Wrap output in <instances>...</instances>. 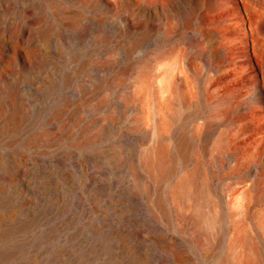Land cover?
Here are the masks:
<instances>
[{
    "label": "rangeland",
    "instance_id": "374dc122",
    "mask_svg": "<svg viewBox=\"0 0 264 264\" xmlns=\"http://www.w3.org/2000/svg\"><path fill=\"white\" fill-rule=\"evenodd\" d=\"M8 2L9 8L0 7L2 9L0 26H12L20 17L19 14L24 15V12L26 15L28 13L30 21L34 22L37 20L36 13L41 12V9L46 11V16L53 13L62 17L61 21L54 22L53 25L54 34H57V28L60 27L58 32L61 30L59 33H62L60 35L63 37L60 38L57 34L55 38L53 34L55 39L53 38L54 41L52 39V44L38 46L53 55L56 54L54 51H57L56 57L60 59L65 57L62 59L64 61L62 64L60 59V64L55 57L53 59L56 62L52 66L57 63L58 66L63 65V68L60 67L63 69L60 70L62 72H59V67L55 65L56 67H52L54 75L50 70L51 74H49L46 65L43 67L45 69L34 70L40 73L35 74L34 71L26 73L32 75H28L27 78L37 83L35 86L43 88L45 106L42 115L48 114L51 107L54 109L62 103L58 101L66 98L61 94L59 95L63 99L58 98L57 89L55 90L58 92L49 91L48 87L52 83L49 80H52L53 76L57 78L55 73L59 72L58 74L63 75L61 80L59 78L61 76L58 75L59 81L63 79V82L67 81L66 84L70 86L69 81L71 84L75 76L70 89L74 90L77 87L75 90L79 93L81 91L78 95L81 98H83L81 94L84 95V103H86L80 126H84L87 120L92 119L96 120V128L102 125L105 127L104 124L108 122L112 125L108 129L105 128L106 131L101 134L103 136L97 139V147H91L94 161L101 171L107 173L110 171V159L112 160L115 155L114 146L111 141L109 142L108 137L112 136L111 134L116 136L122 131L133 133L136 147L132 149L140 154L157 140L154 132L152 133L148 128L147 116L153 113L155 103L167 101L169 111L172 109L176 111L177 119L172 122L170 136L163 137L160 143L169 148L173 154L177 142L185 138L196 149L188 152L187 161H176L178 170L170 181H175L186 171L191 170L196 164V158L202 159L207 167L213 197L221 215L220 224L212 235L209 260L211 259L212 262L213 257L217 259L219 255L222 260L232 239L244 227H247L259 245L264 247V44L261 54L255 55L252 49V35L255 31L251 30L255 28L254 26L264 23V0H201V4L194 9V0H8ZM244 2L249 5L248 12L251 16H248L242 8ZM77 11L87 16L91 23L85 35L88 38L80 48H78L80 44L72 46L75 44L73 41L69 42L72 43L70 47L63 39L66 33V36L75 33L66 25L65 15ZM201 33L205 35L200 36ZM96 35L98 37L100 35L101 41H98L97 45ZM259 36L264 40V35ZM134 38L141 39L137 47H132L130 43ZM83 47L84 49L81 50ZM74 51L80 54L78 56H82L79 57L81 59ZM73 56L78 58V61L76 60L78 63L74 60L68 61ZM81 60H87L86 69H83L85 66L82 67L84 64L81 65L83 63ZM72 62L76 66H73ZM67 63L72 64V68L71 65L69 66L70 70ZM64 64H67V68ZM79 66L82 70L79 68L78 73ZM67 70L69 74L73 72L71 74L74 76L69 75ZM120 72L125 77L117 84L113 82V78ZM44 73H46L45 77ZM142 74L145 77H142ZM146 77L150 86L148 93L145 94L142 85ZM42 79L46 81L42 82ZM169 84H172L171 91L168 89ZM72 99L67 96L65 100L71 102ZM146 99H150L151 102H147ZM65 100L63 101L66 102ZM185 101L187 102L183 103ZM54 103L59 105L55 106ZM137 118L144 121L138 129L133 127ZM38 127L40 124L35 126ZM33 151L28 152L31 154ZM69 152L74 156L77 155V159H80L79 155H82V160L85 159L83 152L82 154L77 151V154L75 151V153ZM76 161L79 167L85 164V161ZM120 169L125 168L121 166ZM119 174L121 175V173L115 175L116 191L120 189L119 192L123 196H129L131 192L128 190L129 177L122 174L121 178ZM35 180L40 179L37 177ZM170 181L153 182V189L155 195L159 194L165 199L171 213L169 214L174 216L175 203L168 197ZM31 186L37 187L36 190L42 194V185L32 182ZM162 186L163 188L159 190ZM85 188L81 174H74L69 186L59 189L65 192L67 200L63 197L61 201L55 202L57 204L47 203L54 217L56 216L62 223L65 221L63 232L49 241L48 252L45 255L39 257L35 252L25 251V257L20 259L21 263H74L68 257H63L62 250L66 248L74 250V247L87 240V226H82L85 220L77 215L72 206L76 197L83 196L89 201ZM47 190L44 191V195ZM30 196L28 194L27 197ZM106 202L107 199L101 200L97 212L90 217L91 222H97L101 214L111 215L112 212L117 211H119L117 214H121L122 210L124 211L123 203H116L109 211V203L106 205L108 208L103 205ZM63 204L64 210H62ZM33 211L32 209V214L35 213ZM183 215L190 219L194 213L191 209H186ZM177 227L180 226L174 224L170 229L188 239L195 234L189 223L182 229ZM112 245L116 246L115 243ZM198 245L203 249V242H198ZM53 255L58 256L53 257ZM98 259L99 257H94L92 264H101Z\"/></svg>",
    "mask_w": 264,
    "mask_h": 264
},
{
    "label": "bare ground",
    "instance_id": "6f19581e",
    "mask_svg": "<svg viewBox=\"0 0 264 264\" xmlns=\"http://www.w3.org/2000/svg\"><path fill=\"white\" fill-rule=\"evenodd\" d=\"M194 1L193 9L201 4V0ZM8 3V0H0V7L9 8ZM242 8L248 13V16H251L247 3H242ZM40 11V14L36 13L39 14V17L37 18L36 15L35 19L37 20L34 22L30 21L28 13L26 15L24 12V15L19 14L20 17L12 26H0V264H35L34 262H20V259L25 257V251L35 252L39 257L48 252L49 241L62 234L65 221L62 223L56 216L54 217L49 211L50 207L47 206V203L57 204L55 202L61 201L63 197L67 200L65 192L59 191V189L69 186L74 174H81V178L84 179L89 201L80 196L75 198L72 205L77 215L79 214L85 220L82 226H87L88 229L85 243L83 240V244L74 247V250L67 248L62 250L63 257H68L74 262L73 264H92L94 257H99L98 261L101 264H264V247L259 245L254 235L244 226L232 239L222 260L221 255L217 259L212 256V262L211 259L209 260L212 235L220 224L221 215L217 209L215 197H213L207 167L202 159L196 158V164L191 170L186 171L175 181H170L178 170L176 161H187L188 152L191 149L196 151V149L185 138L177 142L173 154L169 148L160 143L163 137L170 136L172 122L177 115L176 111H172L173 109L169 111L167 101L155 103L153 113L147 116L148 128L152 133L154 132L157 140H154L155 143L140 154L135 153L136 151L134 152L132 149V147H136L133 133L122 131L116 136L111 134L112 136L108 137L109 142L111 141L114 146L115 155L112 160L110 159V171L107 173L101 171L94 161L92 148L97 147V139L103 136L101 134L106 131L105 128L108 129L112 126L111 122L107 121L108 123L104 124L105 127L102 125L96 128V120L92 119L87 120L84 126H80L83 121L82 113L86 108L84 95L81 94L83 96L81 98L78 95L79 91L75 90V88L77 89L75 86H73L74 90L70 89L74 83L73 80H75V76L71 74L73 72L70 73L74 76V79L71 76L73 80L71 84L69 81L70 86L67 85V81V84L65 80L63 82V79L59 81L63 75L58 73L62 72L60 70H63V65L58 66V63L55 65L57 68L59 67V72L55 74H57V78L58 75L61 77L57 79L56 76H53L52 80H49L52 82L48 87L49 91H59L58 95H64L66 98L69 96L73 98V101H66L65 97L63 99L59 95L58 98L62 97L66 102L60 100L58 101L62 102L60 105L54 103L55 106L56 104L59 106L54 109L53 107L49 108L51 111L42 115L45 106L43 88L35 86L37 83L35 84L27 78L31 74L27 75L26 73L34 71L36 68L40 71L47 65V72L51 74L49 70L52 71L55 66L52 65L56 62L53 61L54 57L59 62L60 58L56 57L57 51H54L56 54L53 55L38 46H48L51 43L55 35L53 24L61 21L62 17L53 13V15L46 16V11L44 12L42 9ZM65 16L66 25L75 31L73 35L71 33L69 36L64 33L63 39L68 41L65 43L71 47L72 43L69 42L73 41L75 44L72 46L80 44L78 48L82 47L81 44H84L85 39L88 38L85 35L91 26L90 20L79 11L66 13ZM254 27V29L251 28L252 31H255V34L252 35V49L258 56L261 54L264 44V40L259 36L264 35V23ZM58 28L57 34L62 38V33H59L61 30L58 32ZM90 33L91 31L88 34ZM57 34L55 38H57ZM96 36L95 39L98 38L95 42L97 45L101 41L100 35ZM140 40V38H134L130 42L132 47H137ZM83 49L84 47L81 50ZM77 51L74 52L78 53ZM75 53L73 54L75 55ZM78 55L80 54L78 53ZM75 57L73 56L74 59L66 58L68 61H78V58L82 56ZM62 59H60L61 64L64 63ZM77 61L76 63H78ZM81 61L83 62L81 65L84 64L82 67L85 66L83 69H86L88 67L85 65L87 60ZM67 64L68 68L70 65L72 68V64ZM67 64H64L65 67ZM80 66L74 67L77 68L78 73ZM60 67L62 68L60 69ZM81 68L80 70H82ZM58 69L56 70L58 71ZM64 71L66 70L64 69ZM45 75L46 73H44V77ZM143 76L144 74H142ZM124 77L125 75L123 76V73L121 75L120 72L113 78V82L118 84ZM144 79L142 89L146 94L150 84L147 77ZM45 81L42 79V82ZM168 87L170 90L172 84H169ZM54 91L52 93L55 94ZM147 97L149 98L148 95ZM58 98L56 97V99ZM146 100L151 102L150 99ZM49 103L51 102L47 104ZM143 122L137 118L133 127L138 129L143 125ZM39 124L40 127L35 128ZM30 150L34 151L29 154ZM69 151H77L81 154L83 152L85 159H81L82 155H79L80 159H77V155L75 157ZM76 160L85 161V164L79 167ZM121 166L125 169H120ZM39 173L41 175L38 176ZM116 173L128 175L130 183L128 190L131 191L129 196H123L119 192L120 189L116 191ZM121 175L119 177L122 178ZM37 177L40 180H35ZM156 181L164 183L170 181L168 197L175 203L174 216L170 215L165 199L158 192V195H155L153 182ZM32 182L42 185V194L36 190L37 187L32 188ZM162 188L163 186L159 190ZM46 189L49 191L47 190L44 195ZM27 193L31 196L27 197ZM103 199H107L108 202L103 205L106 206L109 203V208L106 206L109 211L118 202L123 203L124 211L119 207L122 210L121 214H117L119 211L109 212L111 215L101 214L99 220L95 221L96 223L92 221V223L90 217L97 212V206ZM32 209L35 211V213L33 211L34 214L31 212ZM186 209L193 211L192 218L188 219L183 215V211ZM62 210H64V204ZM75 218L77 217L75 216ZM187 223L192 225L195 232L191 238L192 241L170 229L174 224L180 226L177 229H182ZM260 224L262 225V223ZM113 242L116 246L112 245ZM198 242H203L204 250L200 249ZM57 256L53 255V257Z\"/></svg>",
    "mask_w": 264,
    "mask_h": 264
}]
</instances>
